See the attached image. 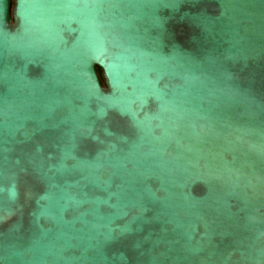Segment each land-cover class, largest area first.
Returning <instances> with one entry per match:
<instances>
[{"label":"water","instance_id":"water-1","mask_svg":"<svg viewBox=\"0 0 264 264\" xmlns=\"http://www.w3.org/2000/svg\"><path fill=\"white\" fill-rule=\"evenodd\" d=\"M0 264H264V0H0Z\"/></svg>","mask_w":264,"mask_h":264},{"label":"trees","instance_id":"trees-1","mask_svg":"<svg viewBox=\"0 0 264 264\" xmlns=\"http://www.w3.org/2000/svg\"><path fill=\"white\" fill-rule=\"evenodd\" d=\"M99 72H100V70H99Z\"/></svg>","mask_w":264,"mask_h":264}]
</instances>
